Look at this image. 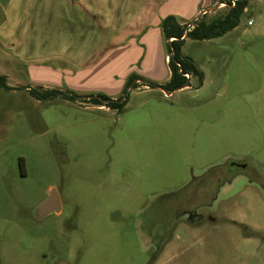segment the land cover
Returning <instances> with one entry per match:
<instances>
[{
    "label": "rangeland",
    "instance_id": "1",
    "mask_svg": "<svg viewBox=\"0 0 264 264\" xmlns=\"http://www.w3.org/2000/svg\"><path fill=\"white\" fill-rule=\"evenodd\" d=\"M60 45H35L27 62L0 45V76L12 88H0V264H264V0H251L227 35L187 41L204 83L192 77L170 95L102 71L39 87L28 62H97L111 46L49 50ZM121 53L133 62L130 50L108 62ZM37 88L128 100L119 113L38 100ZM229 160H245L246 172L234 170L212 201L200 180ZM52 190L61 212L38 219ZM195 211L197 226L184 216Z\"/></svg>",
    "mask_w": 264,
    "mask_h": 264
},
{
    "label": "crops",
    "instance_id": "2",
    "mask_svg": "<svg viewBox=\"0 0 264 264\" xmlns=\"http://www.w3.org/2000/svg\"><path fill=\"white\" fill-rule=\"evenodd\" d=\"M222 3L226 1L2 0L0 45L6 50L8 59L27 62L30 54L25 52L35 45L45 49L48 44L60 43V46L47 48L53 52H70L75 48L98 52L106 50L110 42L109 50L97 62H28L36 69H31L30 76L39 87L63 89L55 84L58 81L73 83L74 78L102 71L99 74L105 76V80L123 81V84H128L130 78L136 76L138 79L134 80V84L139 86L137 89H149L147 84L162 86L171 78L169 57L163 52L162 21L172 16L180 25H188L197 18L210 15L211 10L219 9ZM248 8L244 14L248 13ZM117 50L132 51L129 55L133 56V62H123L125 56L122 53L117 62H108ZM98 107L108 110L104 106Z\"/></svg>",
    "mask_w": 264,
    "mask_h": 264
},
{
    "label": "trees",
    "instance_id": "3",
    "mask_svg": "<svg viewBox=\"0 0 264 264\" xmlns=\"http://www.w3.org/2000/svg\"><path fill=\"white\" fill-rule=\"evenodd\" d=\"M229 5L227 7V13L207 20V16H203L201 19L191 24V29L188 32L187 25H180L175 17L169 16L162 21L161 28L163 31L164 39L167 42L168 57H169V69L171 71V78L168 83L159 86L155 84H147V87L153 89H162L167 92L173 93L177 90L190 86V77L197 78L199 86L204 83V73L199 69L196 63L186 57L183 54V47L186 39L192 41H209L217 38H221L231 31L235 30L240 24V18L245 13V10L249 6L250 0H238L235 6H231L232 0H225ZM186 37V39H183ZM174 39L173 41H170ZM138 79L136 76L130 78L128 86L133 84V81ZM133 89H137L139 86L132 85ZM0 88L10 91L12 88L7 84V77L0 76ZM30 94L38 100L54 99L61 97L64 100L70 102H77L78 99H83V103L91 104L94 106H104L110 110H115L122 113L127 105L128 95L122 96L116 101L110 100L103 95H89L85 97L78 96L72 92H61L58 90H42L37 88L29 90ZM105 101H109L106 103Z\"/></svg>",
    "mask_w": 264,
    "mask_h": 264
},
{
    "label": "flooded vegetation",
    "instance_id": "4",
    "mask_svg": "<svg viewBox=\"0 0 264 264\" xmlns=\"http://www.w3.org/2000/svg\"><path fill=\"white\" fill-rule=\"evenodd\" d=\"M245 162V160H232L231 162L229 160L226 164L221 166L222 168L220 167L222 169L220 174H216L214 176L206 174L205 177L201 179L199 183L200 189L202 191L201 194L205 196H211L212 201L216 200V194L219 193V190L225 185L230 184V174H232L231 178H234L236 174L240 175L246 172L247 165ZM234 170L237 171L236 174ZM184 216L186 217L189 223L195 226L200 225L204 221L203 216L198 214V211L185 212ZM164 242L167 241H163V243ZM163 243H161L159 246H161ZM159 254H161V251H158V255Z\"/></svg>",
    "mask_w": 264,
    "mask_h": 264
},
{
    "label": "water",
    "instance_id": "5",
    "mask_svg": "<svg viewBox=\"0 0 264 264\" xmlns=\"http://www.w3.org/2000/svg\"><path fill=\"white\" fill-rule=\"evenodd\" d=\"M221 5H225L226 7L228 6L226 3H222L219 6H221ZM215 9L216 8L212 9L211 11H213ZM205 13H207V12H204V14ZM183 39H186V37H184ZM105 102L108 103L109 101H105ZM61 209H62V206H61V202H60L58 193L56 192V190H52L51 193L49 194V197L47 198V200L39 207V209L37 211V218L42 219V218H44L50 214H59L61 212Z\"/></svg>",
    "mask_w": 264,
    "mask_h": 264
},
{
    "label": "built area",
    "instance_id": "6",
    "mask_svg": "<svg viewBox=\"0 0 264 264\" xmlns=\"http://www.w3.org/2000/svg\"><path fill=\"white\" fill-rule=\"evenodd\" d=\"M236 2H238V0H232V4H231V6H235V4H236ZM227 4V3H226ZM228 5V4H227ZM221 6H225V5H221ZM229 6V5H228ZM227 6V7H228ZM251 23L249 22V25H250ZM188 27V32L190 31V29H191V25H189V26H187ZM174 39H171L170 41H173ZM186 77H188V78H190V76L189 75H186Z\"/></svg>",
    "mask_w": 264,
    "mask_h": 264
}]
</instances>
